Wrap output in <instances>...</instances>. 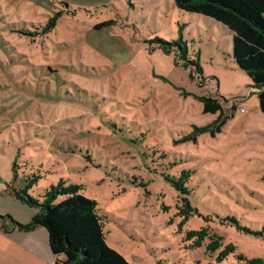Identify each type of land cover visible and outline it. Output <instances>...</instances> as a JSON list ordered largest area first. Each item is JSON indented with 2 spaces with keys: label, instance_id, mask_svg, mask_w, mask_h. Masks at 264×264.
Wrapping results in <instances>:
<instances>
[{
  "label": "rangeland",
  "instance_id": "1",
  "mask_svg": "<svg viewBox=\"0 0 264 264\" xmlns=\"http://www.w3.org/2000/svg\"><path fill=\"white\" fill-rule=\"evenodd\" d=\"M157 37L181 40L203 73L150 49ZM252 85L232 30L174 0H0V196L16 160V186L42 169L35 196L60 178L82 184L108 245L131 264L264 258V112ZM184 169L199 211L187 219L165 178ZM206 225L237 252L219 263L208 237L193 246L188 230Z\"/></svg>",
  "mask_w": 264,
  "mask_h": 264
},
{
  "label": "trees",
  "instance_id": "2",
  "mask_svg": "<svg viewBox=\"0 0 264 264\" xmlns=\"http://www.w3.org/2000/svg\"><path fill=\"white\" fill-rule=\"evenodd\" d=\"M175 5L182 10L201 13L225 24L233 32V55L240 68L245 70L253 80L251 86L257 94L259 105L264 112V0H174ZM50 17L41 33L54 29L58 23V16ZM114 21H104L96 25L103 28ZM36 31L33 34H38ZM155 46L150 49H161L167 54L174 51L175 64L191 68L190 76L199 77L203 73L199 57L189 58L188 48L181 40L167 41L161 38L151 40ZM204 112L220 110V117L224 112L218 99L201 96ZM204 130V128L202 129ZM17 161L13 163L15 172L13 182L8 183L7 193L27 204L35 210L31 220L21 223L10 214L0 213V229H20L30 231L37 226H43L49 233V243L55 255H64L63 264H131L126 257L108 245L104 231V217L98 212V202L82 193L80 183H67L60 178L52 183L45 192L33 195L31 191L43 177L41 168L24 173V184L16 186ZM193 176L190 169L182 170L181 174L165 178L183 194L181 214L187 219L198 209L189 199L192 188L189 181ZM59 197H63L58 200ZM228 220L236 221L229 217ZM6 221L8 223H6ZM188 238H193V246H201L206 237L210 239L207 250L215 252L217 262H223L231 253L237 252L234 243L223 244V238L212 232L206 225L200 229L188 230ZM237 262L231 264H264L262 257H248L242 252L236 253ZM208 264V263H207Z\"/></svg>",
  "mask_w": 264,
  "mask_h": 264
},
{
  "label": "crops",
  "instance_id": "3",
  "mask_svg": "<svg viewBox=\"0 0 264 264\" xmlns=\"http://www.w3.org/2000/svg\"><path fill=\"white\" fill-rule=\"evenodd\" d=\"M34 212L33 208L9 194L0 196V213L3 215L10 214L17 221L27 223ZM64 258V255L52 252L49 233L43 226L30 231L0 229V264H63Z\"/></svg>",
  "mask_w": 264,
  "mask_h": 264
}]
</instances>
